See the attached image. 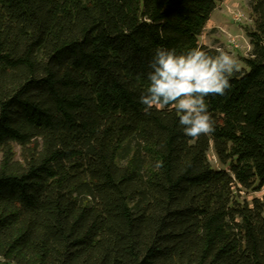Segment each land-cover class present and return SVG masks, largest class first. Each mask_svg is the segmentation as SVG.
Returning <instances> with one entry per match:
<instances>
[{
    "label": "trees",
    "instance_id": "16d2710c",
    "mask_svg": "<svg viewBox=\"0 0 264 264\" xmlns=\"http://www.w3.org/2000/svg\"><path fill=\"white\" fill-rule=\"evenodd\" d=\"M222 1L0 0V257L264 264V201L241 197L264 188V0L206 98L212 135L140 103L158 47L216 54L200 37Z\"/></svg>",
    "mask_w": 264,
    "mask_h": 264
},
{
    "label": "clouds",
    "instance_id": "9594fccd",
    "mask_svg": "<svg viewBox=\"0 0 264 264\" xmlns=\"http://www.w3.org/2000/svg\"><path fill=\"white\" fill-rule=\"evenodd\" d=\"M149 66V84L140 96L145 112L171 107L185 136L195 140L212 135L217 121L206 98L223 96L231 88L230 78L240 70L238 59L224 50L211 54L194 47L178 54L175 49L158 47ZM156 167H162V162Z\"/></svg>",
    "mask_w": 264,
    "mask_h": 264
},
{
    "label": "rangeland",
    "instance_id": "374dc122",
    "mask_svg": "<svg viewBox=\"0 0 264 264\" xmlns=\"http://www.w3.org/2000/svg\"><path fill=\"white\" fill-rule=\"evenodd\" d=\"M251 13V6L247 0H223L212 14L205 32L200 37V44L229 52L238 59L240 68L244 67L243 59L249 56L251 49L247 36V30L253 26ZM209 160L215 168L224 169L213 152L209 154ZM241 197L247 201L255 197L264 201V188L255 192L242 191ZM0 264L11 263L0 257Z\"/></svg>",
    "mask_w": 264,
    "mask_h": 264
}]
</instances>
